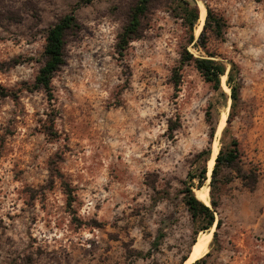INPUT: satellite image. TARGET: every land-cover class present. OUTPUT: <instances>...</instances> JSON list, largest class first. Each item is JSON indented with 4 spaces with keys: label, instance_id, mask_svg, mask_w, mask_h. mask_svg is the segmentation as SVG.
Listing matches in <instances>:
<instances>
[{
    "label": "rangeland",
    "instance_id": "obj_1",
    "mask_svg": "<svg viewBox=\"0 0 264 264\" xmlns=\"http://www.w3.org/2000/svg\"><path fill=\"white\" fill-rule=\"evenodd\" d=\"M78 1L0 0V264H181L203 234L204 264H264V0H193V44L173 0H150L127 46L118 38L139 0ZM201 7L223 21L204 50ZM71 14L51 99L33 83L46 31ZM184 51L226 65L223 95L181 64ZM232 138L258 173L253 190L226 169L210 187L212 157ZM208 150L202 203L215 223L196 233L183 197Z\"/></svg>",
    "mask_w": 264,
    "mask_h": 264
},
{
    "label": "trees",
    "instance_id": "obj_2",
    "mask_svg": "<svg viewBox=\"0 0 264 264\" xmlns=\"http://www.w3.org/2000/svg\"><path fill=\"white\" fill-rule=\"evenodd\" d=\"M87 1L80 0L75 5V9L86 4ZM150 4V0H139L136 6L131 11L130 20L124 27L122 34L119 36V44L127 46L131 41L139 39V29L141 27V20L147 12V8ZM173 13L175 18L181 21V25L186 28L189 34V44H193L194 27L199 20V10L194 5L193 0H173ZM213 20V21H211ZM222 19L214 17L212 11L207 9V16L205 19V25L197 40V47L205 49L202 38L206 33L208 25L213 24L214 32L218 35L221 32ZM77 28V21L73 14L65 16L52 25L45 33V43L42 53V65L35 77L33 88L41 90L46 93L52 99L51 82L55 73L64 65V49H65V37L69 31ZM192 63L196 71L201 75L204 81L211 84L215 91H220L221 94V78L225 76L227 67L221 62L214 60L213 55H207L204 57H194L187 51L182 54L181 64ZM231 68L227 73L226 85L230 91L231 109L235 108L239 102V94L241 90L240 71L236 65L230 62ZM2 96L7 97L8 94ZM229 120V119H228ZM229 123V121H228ZM227 127L223 131V135L226 134ZM210 151H203L196 155V162L198 167L191 174H188L187 187L184 192L183 201L187 208V211L191 217L192 222L197 227V232H205L212 228L215 223L214 211L199 201L193 193V189H201L207 180V169L203 163L209 160ZM234 171L236 178H239L243 186L249 190H253L258 181V173L252 170H244L241 160V149L237 139L232 138L229 143L225 144L219 151L215 165L211 175V189L216 188V178L222 170ZM197 182L195 185L194 182ZM231 181L230 177H224L223 183L226 184ZM213 208L217 205L211 201ZM220 222H218L217 227ZM216 233L214 234V239ZM195 240L192 242V246ZM209 256L207 253L203 258L198 259L192 264H204L205 259ZM189 256L182 259L181 264H184Z\"/></svg>",
    "mask_w": 264,
    "mask_h": 264
},
{
    "label": "bare ground",
    "instance_id": "obj_3",
    "mask_svg": "<svg viewBox=\"0 0 264 264\" xmlns=\"http://www.w3.org/2000/svg\"><path fill=\"white\" fill-rule=\"evenodd\" d=\"M206 17V10L205 8L201 7V13H200V25H202L204 23ZM199 32H197L198 34ZM225 124V119H222L221 125H220V129L223 128ZM215 159H216V154L213 155L212 160L209 164V167L212 169L214 163H215ZM210 175V172H209ZM196 194V198L203 202L204 204H207L208 201V191L205 188H201L200 190H196L195 191ZM199 237V236H198ZM197 241V240H196ZM211 241V235H207V234H203L200 236L199 240L197 241V243L194 245V247L192 246V251L191 254L189 256V258L185 261V264H192L195 261H197L198 259H200L201 257H203L204 255H206L207 253V248L210 244Z\"/></svg>",
    "mask_w": 264,
    "mask_h": 264
},
{
    "label": "water",
    "instance_id": "obj_4",
    "mask_svg": "<svg viewBox=\"0 0 264 264\" xmlns=\"http://www.w3.org/2000/svg\"><path fill=\"white\" fill-rule=\"evenodd\" d=\"M190 254H191V252H190ZM190 254H189V255H190Z\"/></svg>",
    "mask_w": 264,
    "mask_h": 264
}]
</instances>
